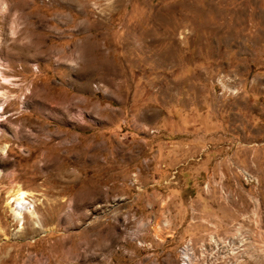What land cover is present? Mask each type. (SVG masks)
Here are the masks:
<instances>
[{
  "label": "rangeland",
  "instance_id": "obj_1",
  "mask_svg": "<svg viewBox=\"0 0 264 264\" xmlns=\"http://www.w3.org/2000/svg\"><path fill=\"white\" fill-rule=\"evenodd\" d=\"M0 59V264H264V0H0Z\"/></svg>",
  "mask_w": 264,
  "mask_h": 264
},
{
  "label": "bare ground",
  "instance_id": "obj_2",
  "mask_svg": "<svg viewBox=\"0 0 264 264\" xmlns=\"http://www.w3.org/2000/svg\"><path fill=\"white\" fill-rule=\"evenodd\" d=\"M61 1V0H60ZM4 62L0 59V76H2L5 81H6V78L4 77V74H3V69H4ZM5 103V102H4ZM4 110V105L2 103H0V113ZM6 147L3 148V151L5 152L6 151ZM1 169H0V173H1ZM11 192V195L12 198L9 202H16L18 203V206L17 207H14L13 210L15 212V215L18 217V218H21L22 217V214H23V211H25V207L28 209V206L26 205L27 203V195H28V192L19 184H17L14 188H12L10 190ZM113 235V234H112ZM113 236H111L112 238ZM136 237V236H135ZM108 238V237H106ZM117 239V237H115ZM114 239V238H112ZM109 240V239H108ZM114 241V240H113ZM112 241V242H113ZM104 246V245H103ZM111 246V245H110ZM110 249V248H109ZM193 253V252H192ZM184 256V259H188L189 258V254L185 253L184 255H182V257Z\"/></svg>",
  "mask_w": 264,
  "mask_h": 264
},
{
  "label": "built area",
  "instance_id": "obj_3",
  "mask_svg": "<svg viewBox=\"0 0 264 264\" xmlns=\"http://www.w3.org/2000/svg\"><path fill=\"white\" fill-rule=\"evenodd\" d=\"M240 234H241V232H240ZM226 242V245L227 246H229L228 248H231L232 249V254H236V253H238L239 252V250L241 249L240 248V245H241V243L243 242V240H241V239H239L238 241L237 240H235V238L234 237H230L229 236V238L227 237V240L226 241H224L223 239H219V237L218 236H213V239H212V243L214 244V246H215V251L214 252H216V253H218V254H222L223 255V253H221V250H220V248H219V246H218V244H222V243H225ZM214 249V248H213ZM185 253H187V254H189V258L188 259H184V256H183V259H184V264H193L194 263V254L192 253V250H191V248H190V246L188 245L187 247H185L183 250H182V255H184ZM224 254H226V253H224ZM217 254H214L210 259V263L209 264H211V262L213 261V259H215V256H216Z\"/></svg>",
  "mask_w": 264,
  "mask_h": 264
}]
</instances>
